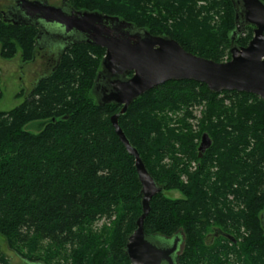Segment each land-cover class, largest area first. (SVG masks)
<instances>
[{"label": "trees", "instance_id": "trees-1", "mask_svg": "<svg viewBox=\"0 0 264 264\" xmlns=\"http://www.w3.org/2000/svg\"><path fill=\"white\" fill-rule=\"evenodd\" d=\"M68 3L167 35L204 58L231 59L232 0ZM38 34L35 26L8 22L0 9L3 59L20 51L23 62L33 61ZM253 36L248 25L236 43L246 46ZM104 55L84 42L67 47L20 105L0 111V236L25 264H131L125 248L142 214L141 184L111 121L122 106L99 105L92 94ZM34 122L42 128L25 129ZM119 124L164 187L152 199L145 231L181 235L178 264H264L262 98L169 81L135 100ZM204 134L212 144L200 157ZM101 219L108 222L97 228ZM0 264H9L1 252Z\"/></svg>", "mask_w": 264, "mask_h": 264}, {"label": "water", "instance_id": "water-1", "mask_svg": "<svg viewBox=\"0 0 264 264\" xmlns=\"http://www.w3.org/2000/svg\"><path fill=\"white\" fill-rule=\"evenodd\" d=\"M232 2L236 29L231 36V59L225 62L196 55L167 35H153L147 28L97 10L55 6L47 0H17L3 11L8 22L39 29V48L47 47V42L55 39L61 44V52L79 42L105 49L92 94L99 105L122 106L111 121L126 150L135 158L141 184L142 214L125 248L131 264H178L177 253L183 238L146 233L144 222L151 211L152 199L164 187L150 173L139 150L124 132L119 115L126 113L143 94L169 81L194 80L206 84L213 93L238 91L264 100V1ZM248 25L254 26V36L248 45L240 46L236 37ZM211 144L204 134L200 157ZM262 218L264 225V215Z\"/></svg>", "mask_w": 264, "mask_h": 264}, {"label": "rangeland", "instance_id": "rangeland-1", "mask_svg": "<svg viewBox=\"0 0 264 264\" xmlns=\"http://www.w3.org/2000/svg\"><path fill=\"white\" fill-rule=\"evenodd\" d=\"M51 5H59L61 0H47ZM14 0H0V9L7 10L13 5ZM1 48V46H0ZM61 44L57 40L51 39L47 42V47H38V53L33 61L25 63L21 58V52L12 59H3L0 56L1 84L3 98L0 101V111H9L20 105L27 95L33 90L38 80L48 74L56 65L60 53ZM194 109V108H193ZM193 115L196 119L201 118L200 108L194 109ZM189 120L198 130V120ZM41 122H34L26 125L25 129L36 132L42 128ZM200 146V145H199ZM169 197L182 198L179 191L166 192ZM107 219H101L96 223L97 228H102ZM214 234L209 235V241L214 240ZM184 247L182 248L183 251ZM0 252L3 253L9 264H25L21 257L10 248L7 241L0 236Z\"/></svg>", "mask_w": 264, "mask_h": 264}, {"label": "flooded vegetation", "instance_id": "flooded-vegetation-1", "mask_svg": "<svg viewBox=\"0 0 264 264\" xmlns=\"http://www.w3.org/2000/svg\"><path fill=\"white\" fill-rule=\"evenodd\" d=\"M17 3V0H14V2H13V5H15ZM53 5V4H52ZM10 6H12V5H10ZM9 6V7H10ZM55 6H61V7H66V8H68L69 6H70V4L68 3V0H61V2H60V4L59 5H55ZM9 7H7V9L9 8ZM3 11H6V10H3ZM59 50H61V49H59ZM61 52V51H60ZM182 248H183V244L181 243V245H180V248H179V251H178V253H177V256L179 257V255H180V253H181V251H182ZM38 264H41V263H38Z\"/></svg>", "mask_w": 264, "mask_h": 264}]
</instances>
